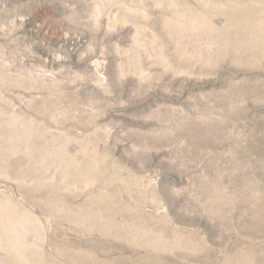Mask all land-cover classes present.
<instances>
[{
	"label": "rangeland",
	"instance_id": "obj_1",
	"mask_svg": "<svg viewBox=\"0 0 264 264\" xmlns=\"http://www.w3.org/2000/svg\"><path fill=\"white\" fill-rule=\"evenodd\" d=\"M0 264H264V0H0Z\"/></svg>",
	"mask_w": 264,
	"mask_h": 264
},
{
	"label": "bare ground",
	"instance_id": "obj_2",
	"mask_svg": "<svg viewBox=\"0 0 264 264\" xmlns=\"http://www.w3.org/2000/svg\"><path fill=\"white\" fill-rule=\"evenodd\" d=\"M12 163V162H11ZM41 177V176H40Z\"/></svg>",
	"mask_w": 264,
	"mask_h": 264
}]
</instances>
